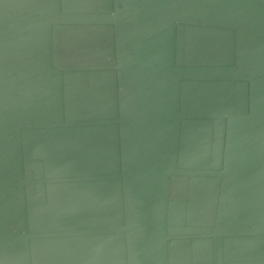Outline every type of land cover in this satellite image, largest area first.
Returning <instances> with one entry per match:
<instances>
[{"label": "water", "instance_id": "1", "mask_svg": "<svg viewBox=\"0 0 264 264\" xmlns=\"http://www.w3.org/2000/svg\"><path fill=\"white\" fill-rule=\"evenodd\" d=\"M0 264H264V0H0Z\"/></svg>", "mask_w": 264, "mask_h": 264}]
</instances>
